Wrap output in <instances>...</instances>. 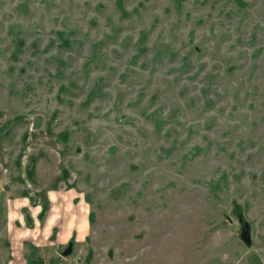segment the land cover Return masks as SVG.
Listing matches in <instances>:
<instances>
[{
	"label": "rangeland",
	"instance_id": "374dc122",
	"mask_svg": "<svg viewBox=\"0 0 264 264\" xmlns=\"http://www.w3.org/2000/svg\"><path fill=\"white\" fill-rule=\"evenodd\" d=\"M58 189L48 264H264V0H0V264Z\"/></svg>",
	"mask_w": 264,
	"mask_h": 264
},
{
	"label": "crops",
	"instance_id": "0c3cea01",
	"mask_svg": "<svg viewBox=\"0 0 264 264\" xmlns=\"http://www.w3.org/2000/svg\"><path fill=\"white\" fill-rule=\"evenodd\" d=\"M31 194L35 195V199L16 195L8 197L5 203V234L10 247L5 264H29L34 261L48 264L54 256L60 258V263L65 255L62 251L71 245L73 237L77 242L85 234L82 231L86 228V218L79 219L78 223L72 219L73 211L79 216L86 213L85 202L80 200V208H76L73 200L75 193L71 190L67 193L58 189ZM74 223L77 224L75 232L68 228Z\"/></svg>",
	"mask_w": 264,
	"mask_h": 264
},
{
	"label": "water",
	"instance_id": "95a60500",
	"mask_svg": "<svg viewBox=\"0 0 264 264\" xmlns=\"http://www.w3.org/2000/svg\"><path fill=\"white\" fill-rule=\"evenodd\" d=\"M67 250H68V249H67ZM67 250L65 251L66 253H67ZM66 253H65V254H66Z\"/></svg>",
	"mask_w": 264,
	"mask_h": 264
},
{
	"label": "flooded vegetation",
	"instance_id": "af4514ba",
	"mask_svg": "<svg viewBox=\"0 0 264 264\" xmlns=\"http://www.w3.org/2000/svg\"><path fill=\"white\" fill-rule=\"evenodd\" d=\"M69 247V246H68Z\"/></svg>",
	"mask_w": 264,
	"mask_h": 264
}]
</instances>
